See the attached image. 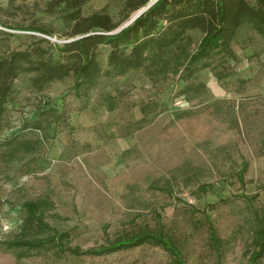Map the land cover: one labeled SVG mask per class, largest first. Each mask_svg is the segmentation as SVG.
<instances>
[{
  "label": "rangeland",
  "instance_id": "1",
  "mask_svg": "<svg viewBox=\"0 0 264 264\" xmlns=\"http://www.w3.org/2000/svg\"><path fill=\"white\" fill-rule=\"evenodd\" d=\"M124 1L90 0L82 15L103 10L122 27L136 14L122 21ZM45 4L0 0V57L44 38L15 28L66 41L62 6ZM187 36L191 52L201 34ZM232 51L190 77L169 55L158 67L103 74L79 94L71 78L37 92L20 75L0 130V143L17 135L26 145L0 157V264H175L150 244L98 257L11 251L22 204L36 199L49 203L45 222L81 250L147 227L172 237L183 264H264L252 258L264 223V38L244 24ZM98 53L105 71L108 48Z\"/></svg>",
  "mask_w": 264,
  "mask_h": 264
},
{
  "label": "trees",
  "instance_id": "2",
  "mask_svg": "<svg viewBox=\"0 0 264 264\" xmlns=\"http://www.w3.org/2000/svg\"><path fill=\"white\" fill-rule=\"evenodd\" d=\"M88 1L45 0L49 9L62 6L61 20L67 33L61 45L49 42L47 38L52 37V32L44 27L12 29L40 33L44 38L0 57V130L14 83L22 74L30 75L29 85L37 92L71 78L74 93H86L103 74H125L129 70L158 67L168 62L165 59L169 55L175 61L173 66L181 68L183 77L193 76L209 68L212 58L233 56L232 43L244 24L264 38V0H156L131 24L114 34L110 33L120 23H114L105 11L82 15V7ZM150 1L153 0H125L122 21ZM192 31H198L201 37L189 52L191 41L187 33ZM101 46L108 48L105 71L98 59ZM25 146L18 142L17 135L5 139L0 143L3 149L0 157L10 159ZM238 179L242 182V173ZM22 207L26 213L22 228L5 243L8 249L19 254L32 255L50 249L56 258L64 254L98 257L150 244L172 255L175 264H183L172 237L162 231L144 227L129 235L117 236L96 249L81 250L71 247L68 232L56 231L45 222L47 201H25ZM259 235L253 260L264 257V223ZM209 236L218 249L219 240L212 229Z\"/></svg>",
  "mask_w": 264,
  "mask_h": 264
},
{
  "label": "water",
  "instance_id": "3",
  "mask_svg": "<svg viewBox=\"0 0 264 264\" xmlns=\"http://www.w3.org/2000/svg\"><path fill=\"white\" fill-rule=\"evenodd\" d=\"M156 0L150 1L145 7L141 8L140 10H138L135 14L134 17L130 18V20L126 23V25L117 28L116 30H114L113 32H111L110 34H114L117 33L118 31H120L122 28L128 26L129 24H131L133 22V20L135 18H137L139 15H141L148 7H150Z\"/></svg>",
  "mask_w": 264,
  "mask_h": 264
}]
</instances>
